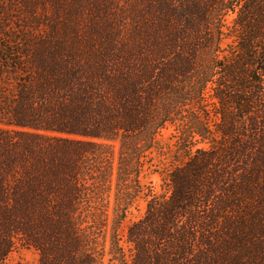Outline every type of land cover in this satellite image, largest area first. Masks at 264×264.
<instances>
[{"label":"trees","instance_id":"16d2710c","mask_svg":"<svg viewBox=\"0 0 264 264\" xmlns=\"http://www.w3.org/2000/svg\"><path fill=\"white\" fill-rule=\"evenodd\" d=\"M22 249L264 264V0H0V264Z\"/></svg>","mask_w":264,"mask_h":264},{"label":"rangeland","instance_id":"374dc122","mask_svg":"<svg viewBox=\"0 0 264 264\" xmlns=\"http://www.w3.org/2000/svg\"><path fill=\"white\" fill-rule=\"evenodd\" d=\"M163 136H167V131H162ZM142 184L145 186V191L154 190L155 193L160 192L161 188H165L162 185L161 178L156 174H147L142 178ZM145 208V199L138 200L136 206L130 210L129 214L123 220L120 229H119V237L121 240L124 239L125 231L127 226L136 220H138L144 212ZM11 263H19V264H38V256L37 253L33 249H22L18 250L16 253H13L9 259Z\"/></svg>","mask_w":264,"mask_h":264}]
</instances>
